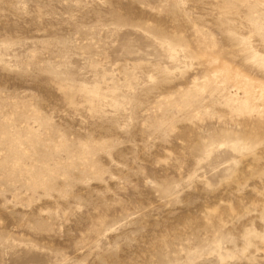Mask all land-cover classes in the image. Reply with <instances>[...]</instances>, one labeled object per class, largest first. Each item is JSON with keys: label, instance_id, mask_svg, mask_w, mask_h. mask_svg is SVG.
<instances>
[{"label": "rangeland", "instance_id": "obj_1", "mask_svg": "<svg viewBox=\"0 0 264 264\" xmlns=\"http://www.w3.org/2000/svg\"><path fill=\"white\" fill-rule=\"evenodd\" d=\"M0 264H264V0H0Z\"/></svg>", "mask_w": 264, "mask_h": 264}]
</instances>
